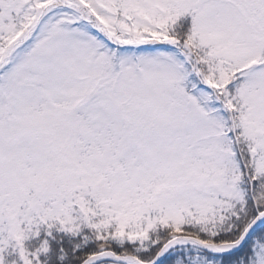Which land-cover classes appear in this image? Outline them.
<instances>
[{"label": "snow or ice", "instance_id": "snow-or-ice-1", "mask_svg": "<svg viewBox=\"0 0 264 264\" xmlns=\"http://www.w3.org/2000/svg\"><path fill=\"white\" fill-rule=\"evenodd\" d=\"M0 264H264V0H0Z\"/></svg>", "mask_w": 264, "mask_h": 264}]
</instances>
